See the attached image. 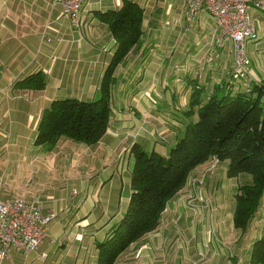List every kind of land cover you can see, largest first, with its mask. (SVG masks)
Instances as JSON below:
<instances>
[{"label": "crops", "instance_id": "obj_1", "mask_svg": "<svg viewBox=\"0 0 264 264\" xmlns=\"http://www.w3.org/2000/svg\"><path fill=\"white\" fill-rule=\"evenodd\" d=\"M122 1L87 0L81 11L82 27L75 30L62 17L59 0H0V200L38 201L43 213H64L56 217H70L73 228L79 219L82 223L76 227L75 240L81 243L86 234L100 225L97 219L100 215L93 214L99 209L94 207L90 212L89 209L104 195L106 187L117 180L119 172L122 175L129 167L132 145L151 144L148 152L165 155L162 148L170 150L182 137L188 119L183 116L181 106H188L193 88L201 87L210 95L228 85L233 93L248 91L253 84L264 85L263 12L252 6L248 9L257 38L246 41V52L261 65H248L245 74H240L234 66L231 40L225 39L221 46L216 44L220 30L206 10L191 20L187 17L186 0H133L143 8V35L113 73L106 133L92 146L62 140L51 151L35 147L38 122L53 100L93 101L98 97L115 44L98 12L117 10ZM36 72L46 79L43 90H26L17 85L19 80ZM173 83L176 90L170 92ZM129 98L135 105L127 109ZM159 105L175 106L176 120L162 117L157 110ZM129 111L135 115L133 119ZM193 118L190 121H196ZM180 121L184 122L182 129L175 125ZM130 126L135 130H130ZM205 164L190 174L187 184L196 185V176L202 173ZM218 164L211 165L204 174L207 191L215 192L223 184L216 174L222 172L226 176V164L222 163L223 169L219 171ZM73 190L79 191L78 196L69 201ZM179 194L167 204L158 228L132 244L117 261L129 256L127 264H130L133 254L137 264H153V258L163 261L165 255L166 264H195L196 259L202 261L200 264L242 263L238 258L242 247L231 253L222 243L226 239L221 238L226 236V210L221 206L216 214L208 215V211L214 210L208 199L205 206L199 204L202 213H197L195 202H185ZM212 199L215 204H224L218 197ZM112 213L108 209L103 216ZM122 215L113 214L116 219ZM232 216L233 213L231 225L235 229ZM54 221L36 252L24 256L12 250L0 264H97L96 247L93 251L97 242L88 241L85 248H76L65 234L67 226L61 219ZM105 226L108 231L103 240L113 227L106 222L101 228ZM263 228L264 225L255 240ZM211 233L219 242L212 244V239L207 245ZM51 239L55 240L54 245L49 244ZM223 249L227 255L222 254ZM43 253L44 262L39 260Z\"/></svg>", "mask_w": 264, "mask_h": 264}, {"label": "trees", "instance_id": "obj_2", "mask_svg": "<svg viewBox=\"0 0 264 264\" xmlns=\"http://www.w3.org/2000/svg\"><path fill=\"white\" fill-rule=\"evenodd\" d=\"M98 16L115 41L99 95L93 101L53 100L38 122L35 147L51 151L62 140L92 146L106 133L113 73L140 43L143 8L123 0L119 9L98 12ZM46 84L41 72L17 82L21 89L32 91L43 90ZM195 109L193 122L190 113ZM183 116L188 119L183 135L167 155L148 153L137 144L130 148L129 203L107 238L96 243L97 264H115L132 244L155 231L167 204L184 189L190 174L213 158L226 164L228 178H240L232 220L236 230L248 229L264 196V85L253 84L248 91L236 93L228 85L210 95L201 87L193 88ZM249 263L264 264V228L251 245Z\"/></svg>", "mask_w": 264, "mask_h": 264}, {"label": "built area", "instance_id": "obj_3", "mask_svg": "<svg viewBox=\"0 0 264 264\" xmlns=\"http://www.w3.org/2000/svg\"><path fill=\"white\" fill-rule=\"evenodd\" d=\"M86 1L59 0L62 17L68 20L75 30L82 27L81 11ZM251 6L264 12V0H186L189 19H194L202 10H206L213 18L220 30L216 39L218 46L227 38L231 40L234 66L240 74L244 73L249 65L246 41L257 38L248 13ZM212 161L213 164L218 163L216 158ZM77 195V191L73 190L69 201ZM54 216L43 213L38 201L0 200V261L9 258L12 250L24 256L36 252L47 238L48 228ZM55 243L53 239L49 242L51 245ZM45 259L46 254L39 256L40 261L44 262Z\"/></svg>", "mask_w": 264, "mask_h": 264}, {"label": "rangeland", "instance_id": "obj_4", "mask_svg": "<svg viewBox=\"0 0 264 264\" xmlns=\"http://www.w3.org/2000/svg\"><path fill=\"white\" fill-rule=\"evenodd\" d=\"M258 11H260V10H258ZM263 14H264V12H263ZM250 20H251V17H250ZM256 36H257V33H256ZM247 57L249 59V65L252 64L253 67H259L261 65L259 63V60L250 58L248 53H247ZM110 61H111V59L107 63L109 64ZM263 65H264V63L262 64V66ZM246 68H245V70H246ZM243 74H245V71H244ZM180 78H182V77H180ZM174 84L175 83H173L171 85V88H170L171 91L170 92H173V91L176 90L175 87H174L175 86ZM133 85L134 86H132V87H135L134 83H133ZM128 91L131 92V90L129 88H128ZM181 91H182V86L178 87L177 93L179 92V94H180ZM130 95L131 94H129L128 96H130ZM183 100H185V99L183 98ZM134 105H135V103H134V101L131 98L127 99V105L125 104V106H127V109H128L129 106L134 107ZM160 106L161 105H159V108L157 110H159V112L161 113L162 117L167 118V119L176 120L175 118H173L174 117L173 115L176 114V112L174 110H177V108H174L175 106H173V105L164 106V107H160ZM157 107H158V105H157ZM181 107H182V110L186 111V109H187L186 107H188V106L182 105ZM195 111H196V109L194 110V113L193 112L190 113L191 114L190 118L191 117H195V118H193L194 120L197 119V115H196ZM155 112H157V111L154 110V113ZM157 114H159V113L157 112ZM128 115L130 116L131 119H133L134 116H135L131 111H129ZM183 123H184L183 121H180V123L175 124V125L179 129H182V127L184 125ZM129 129L131 130L132 127L130 126ZM134 130H135V128L132 129V131H134ZM165 146H167V143H165ZM151 147L152 146L150 144V145H146V146L141 145L140 148L143 149V150L147 149L145 151L148 152V151H151L150 150V149H152ZM159 150H160V148H159ZM163 150H165V153L168 154L169 150H166V148H164V147L162 148L161 151H163ZM167 154H165V155H167ZM208 162L205 164V167H204L203 171H201L202 173L200 175L196 176V177H198L197 179H195L196 180L195 181L196 185L193 186L192 182H190V184H186V186L180 192L178 197L183 199L185 202H190V203H194L195 202V204L197 205V208H196L197 209V213H199V212L202 213V210H200L202 208H199L200 207L199 204L203 203V206H205L204 202H207L205 200H208V199L211 200L212 206H213V209H214L212 212L208 211V215L211 214V213H213V215L216 214V212H218V210H219L218 207L222 206L221 208L226 210L225 216H226L227 220L225 222V229H226L225 230V234H226V236H221V238H226V239H222L223 241L222 240L221 241H222V243L225 246H227V247H229L231 249V253H234V248L242 247V250L240 251L238 258H239L240 262H242L244 264H247V258H248V254L250 253L251 243L255 240L257 235H259L260 229L264 225V196H263V198L261 200L260 208L258 209L257 213L255 214V216L253 217V219L250 222V226H249L248 230L246 232H244V233H241V231H239V230L232 229L231 215L233 213V205H234L233 196H234V193H235L236 186L240 183V178L230 179V178L227 177V175L225 176L224 173L217 172L216 178L220 179L223 184L220 185L218 188H216V190H214L215 192L207 191V189H205V188H207L205 186L207 179H206V175H204V174H205L206 170L211 165H213L212 164L213 161H212V163H209V164H208ZM132 164H133V157L132 158L130 157L129 167L124 170L122 175L119 172V174L117 176V180L111 182L110 185H108L106 187L104 195H101L99 201H96V204H94L89 209V212L93 211L94 207L99 209V210H96L95 212H93V214L97 213V214L100 215L97 218V219H100V222H99L100 225L96 226V228L93 229V231L90 232L89 234H86L87 236H85L83 243H81L80 240H77V241L75 240V235H76V232H77V228L76 227L80 226L81 223H82L81 221H77L79 219L75 220L74 224H76V227L73 228L72 221L69 223L70 217H60V218L56 217V216H59V215L62 216V215H64V213H60V214L54 216V218L52 219L51 222H53L55 219H61L62 223L65 226H67L66 229H65V234L67 235L68 240L70 242H72L73 246H75L76 248L77 247L78 248L79 247L85 248L87 243H88V241H90L91 244H93L94 242H98V241L103 240V237L105 236V234L107 233L108 230H107V226H105L106 228H104V227L101 228L102 225L107 222V225L112 227L114 224L118 223V221L121 219V218H117L116 219V217H114L113 214H115V213L124 214L126 209H127V206H128V203H129V197H130V174H131L130 168L132 169ZM214 164H216V163H214ZM216 167L219 168L218 169V171H219V170L223 169V164L219 163ZM198 181H200V182H198ZM209 184L211 186V183L208 182V185ZM76 191H77V193L79 192L78 190H76ZM69 195H71V192H70ZM89 197H91V196H89ZM217 197L219 199L223 200L224 204L223 203L215 204L212 198H216L217 199ZM207 206H209V204ZM108 209H112L113 213L108 215L107 217H104L103 216V212L107 211ZM165 212L166 211H164L163 214ZM209 238H210V236H207V240H209ZM212 239H213L212 244H215V243L219 242L218 238L213 237V235L211 233L210 241L205 242V243L207 245H210ZM94 250H95V246H94L93 251ZM222 254L227 255V252H226L225 249H223ZM130 257H132V259H130L131 261H129V262H131L130 264H137V260H135L133 258L134 255L131 254ZM127 258H129V256L128 257L126 256L125 258H122V259L118 260L117 262L119 264H127L128 263L127 262L128 261ZM158 260H161V259L153 258V261H154L153 264H161V263L162 264H166L167 256L165 255V258H164L163 261H158ZM201 262L202 261H199V259H196L195 262H193V263L200 264ZM95 263H97V256H96V259H95ZM242 263H240V264H242ZM228 264H231V263L229 262Z\"/></svg>", "mask_w": 264, "mask_h": 264}]
</instances>
